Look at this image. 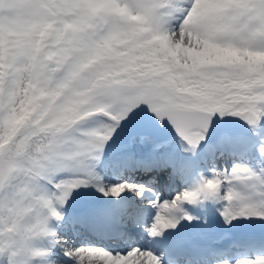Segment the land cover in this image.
Here are the masks:
<instances>
[{
	"label": "snow or ice",
	"instance_id": "6c2138e0",
	"mask_svg": "<svg viewBox=\"0 0 264 264\" xmlns=\"http://www.w3.org/2000/svg\"><path fill=\"white\" fill-rule=\"evenodd\" d=\"M166 122L192 160L157 136ZM165 172L193 182L163 199ZM93 188L107 207L69 219ZM218 200L225 224L261 230L216 247L183 231L201 219L188 206ZM0 264H264V0H0Z\"/></svg>",
	"mask_w": 264,
	"mask_h": 264
},
{
	"label": "rangeland",
	"instance_id": "374dc122",
	"mask_svg": "<svg viewBox=\"0 0 264 264\" xmlns=\"http://www.w3.org/2000/svg\"><path fill=\"white\" fill-rule=\"evenodd\" d=\"M144 107V106H142ZM147 114H151L150 112L147 113ZM235 118V117H233ZM238 118H236L237 120ZM166 124H168L166 122ZM237 124H241L240 120L237 121ZM171 128V127H170ZM169 129L164 127L161 131H162V134H166L167 131ZM248 133L247 131L243 132V135L246 136ZM238 135V134H237ZM166 141L168 142V151L172 154V156L177 160V161H183V160H192L193 157L190 155V154H185L181 151L180 149V138L179 136L176 134L174 135V137L172 138H169V139H166ZM119 144H113L111 145L107 152H108V155L109 157H112L116 154V152L119 150V148L121 147V141L119 140ZM116 145V146H115ZM118 145V146H117ZM207 148H201L199 150V155L195 157V160L197 158V160L195 161V163L198 165V167L200 169H202V174L205 175V176H210L211 175V171H210V167L206 166L204 164L205 160H204V155L207 153ZM144 151H149V148L147 146H137L136 148V153L137 155H143V152ZM146 154V153H145ZM150 154V153H149ZM233 159L234 158H227L225 161V163L223 164L222 163V167L221 168H218L219 170H224V169H228L229 171L231 170V166H232V162H233ZM98 171L101 173V175H104L105 176V182L106 183H110L113 179H116V176L114 174H112V171L110 170V168H106V167H101L98 169ZM164 175H167V173H163ZM195 179H199V173L196 174L195 176ZM188 179H180L179 182L181 181V185L180 187H174V184H169L168 182H163V181H159V183H161V186H159V190H160V194L162 196L163 199H171L177 191L181 190L183 187L187 186L188 184H190L192 181V177H190V180L191 181H187ZM129 182H135V181H129ZM172 192H171V190ZM84 191H88V190H84ZM90 193L89 195L85 196V197H81L82 199H84V202H85V206H86V203H91V201H94L95 203H99L100 205H102V209L107 207L106 203L104 202L101 194L97 193L95 191V189H91L90 190ZM219 204L223 207L224 206V202H219V201H214V202H211V205L212 207L215 209V210H220L222 211L221 207H219ZM87 207H89V205L87 204ZM220 208V209H219ZM190 209H191V206H190ZM189 209V210H190ZM98 210H101V209H98ZM69 211H76L72 208H68V211H67V215L68 217H71L72 214H70ZM154 211L153 210V214H154ZM70 219V218H69ZM72 238L76 244L80 243L81 242V238H75L74 237H71V236H66V238ZM145 244H147V240L145 239ZM109 243V242H108ZM83 245H85V243H82ZM87 244H93L95 246H99L98 243H87Z\"/></svg>",
	"mask_w": 264,
	"mask_h": 264
},
{
	"label": "bare ground",
	"instance_id": "6f19581e",
	"mask_svg": "<svg viewBox=\"0 0 264 264\" xmlns=\"http://www.w3.org/2000/svg\"><path fill=\"white\" fill-rule=\"evenodd\" d=\"M88 205H89V208H91L93 210H98L102 207L99 203H95L94 201H91V203H88ZM74 213L75 214H73V215H76L79 212L74 211ZM65 232H66V236H72V237L77 236V237L81 238V242L78 243L77 246L83 245L82 243H85V244H87V243H98L99 246H104V243H108V241H106V240L104 241V243H100L102 238L100 236H98L96 233L91 232V231L65 229Z\"/></svg>",
	"mask_w": 264,
	"mask_h": 264
},
{
	"label": "water",
	"instance_id": "95a60500",
	"mask_svg": "<svg viewBox=\"0 0 264 264\" xmlns=\"http://www.w3.org/2000/svg\"><path fill=\"white\" fill-rule=\"evenodd\" d=\"M150 116V115H149ZM158 123V121H157ZM161 129H163V126L160 127ZM168 132V131H167ZM160 134V135H159ZM167 134V133H166ZM164 134V135H166ZM164 135L161 134V132L159 130H157V136L163 137Z\"/></svg>",
	"mask_w": 264,
	"mask_h": 264
},
{
	"label": "trees",
	"instance_id": "16d2710c",
	"mask_svg": "<svg viewBox=\"0 0 264 264\" xmlns=\"http://www.w3.org/2000/svg\"><path fill=\"white\" fill-rule=\"evenodd\" d=\"M229 122L232 124V122H233V119L231 118Z\"/></svg>",
	"mask_w": 264,
	"mask_h": 264
}]
</instances>
